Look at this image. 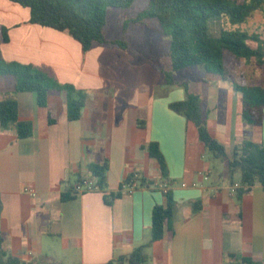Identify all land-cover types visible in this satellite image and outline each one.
<instances>
[{
    "label": "crops",
    "instance_id": "1",
    "mask_svg": "<svg viewBox=\"0 0 264 264\" xmlns=\"http://www.w3.org/2000/svg\"><path fill=\"white\" fill-rule=\"evenodd\" d=\"M28 20V9L0 0L1 59L49 70L58 83L83 91L86 103L69 121L64 91L49 92L39 107L35 93L16 92L14 78L0 76V102L15 101L18 119L32 125L23 139L14 124L0 125L2 249L23 264L116 261L150 241L152 211L167 204L158 184L166 181L173 233L146 246L142 264H264V188L237 200L225 165L208 160L195 127L169 108L185 98L182 86L165 83L170 60L160 68L122 38L126 48L97 44L83 54L68 34ZM177 72L174 81L201 98L209 132L229 154L237 139L264 144V113L261 124H245L241 96L229 83L202 69L180 81ZM149 143L158 145L165 174ZM104 163L102 191L61 199L89 178L90 165ZM131 174L146 185L120 191Z\"/></svg>",
    "mask_w": 264,
    "mask_h": 264
},
{
    "label": "trees",
    "instance_id": "2",
    "mask_svg": "<svg viewBox=\"0 0 264 264\" xmlns=\"http://www.w3.org/2000/svg\"><path fill=\"white\" fill-rule=\"evenodd\" d=\"M28 9L29 23L68 34L81 47L83 54L94 45L110 44L126 48L123 40L107 39L104 27L111 8H129L140 0H9ZM144 19H154L164 36L169 38L170 70L164 72L167 85L177 84L185 90V98L174 102L169 108L184 117L196 129L198 141L209 161H220L226 167L230 184L235 189L237 200L248 194L254 186L264 188V144L237 139V145L229 154L226 147L209 132L201 98L189 92L185 82L174 81L173 74L190 67H199L207 74L229 83L241 96L242 121L250 126L261 124L264 113V32H248L240 28L256 12L264 13V0H146ZM214 20L219 28L217 36L209 34V22ZM126 26H124V31ZM5 34V29H2ZM6 41L5 35L2 39ZM0 76H12L16 92H33L37 105L45 107L49 92L66 93V115L69 121L80 118L86 103V95L70 84H60L46 69L33 65L4 62L0 57ZM49 120V123H53ZM14 124L17 137L27 138L32 133L28 121L18 119L16 102H0V125ZM151 158L160 165L165 174V164L156 143L146 147ZM107 163L92 164L89 179L98 190L105 186ZM238 175V182L234 176ZM79 178L76 183L81 182ZM135 179L145 186L143 178L128 175L123 184ZM152 183V182H151ZM151 185H154L152 183ZM73 186L67 187L62 200L75 197ZM166 207L155 206L152 211L151 239L135 248L129 255L106 264H142L147 256L144 248L150 243L170 238L173 219V202L169 191L165 193ZM0 264H23L17 257L7 254L1 246Z\"/></svg>",
    "mask_w": 264,
    "mask_h": 264
},
{
    "label": "rangeland",
    "instance_id": "3",
    "mask_svg": "<svg viewBox=\"0 0 264 264\" xmlns=\"http://www.w3.org/2000/svg\"><path fill=\"white\" fill-rule=\"evenodd\" d=\"M147 5L146 0H140L138 3L129 8H111L108 10L104 35L106 38L124 39L130 45L133 42L141 49L137 52V57L150 58L157 66L166 69V63L169 61L166 54L169 52V38L161 32L160 26L154 19H144L143 11ZM135 19V22L131 20ZM209 34L217 36L219 28L215 25L214 20L209 22ZM126 26L127 30L122 34V28ZM240 28L248 32H264V13H254L245 24ZM136 52V51H135ZM198 67L180 70L175 78L180 81L193 80L199 72ZM198 71V72H197ZM261 78L262 71L260 73ZM264 80V78H262ZM220 163V162H217Z\"/></svg>",
    "mask_w": 264,
    "mask_h": 264
},
{
    "label": "built area",
    "instance_id": "4",
    "mask_svg": "<svg viewBox=\"0 0 264 264\" xmlns=\"http://www.w3.org/2000/svg\"><path fill=\"white\" fill-rule=\"evenodd\" d=\"M135 178L137 175H134ZM137 186V181L135 179L130 180L128 183L123 184V189L131 190ZM238 187V184H234V190ZM158 188L165 194L169 189V184L165 181L158 184ZM99 191L92 181L87 178H83L81 182L75 183L73 186V193L75 195H81L85 192ZM30 193V192H29ZM31 194V193H30ZM35 194L32 193V196Z\"/></svg>",
    "mask_w": 264,
    "mask_h": 264
}]
</instances>
